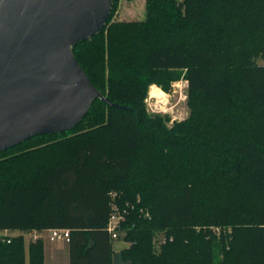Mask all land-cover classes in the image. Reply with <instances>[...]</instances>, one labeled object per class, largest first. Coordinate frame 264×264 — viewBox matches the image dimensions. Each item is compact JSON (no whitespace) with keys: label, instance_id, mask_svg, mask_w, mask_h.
Returning a JSON list of instances; mask_svg holds the SVG:
<instances>
[{"label":"trees","instance_id":"trees-1","mask_svg":"<svg viewBox=\"0 0 264 264\" xmlns=\"http://www.w3.org/2000/svg\"><path fill=\"white\" fill-rule=\"evenodd\" d=\"M118 3L74 53L127 109L97 99L75 130L0 152V264H45L24 233L51 229L71 230L72 264H264V0H146L141 21L113 20ZM183 77L169 129L145 99Z\"/></svg>","mask_w":264,"mask_h":264},{"label":"water","instance_id":"water-1","mask_svg":"<svg viewBox=\"0 0 264 264\" xmlns=\"http://www.w3.org/2000/svg\"><path fill=\"white\" fill-rule=\"evenodd\" d=\"M114 0H0V152L75 130L99 91L74 53L101 34Z\"/></svg>","mask_w":264,"mask_h":264},{"label":"rangeland","instance_id":"rangeland-1","mask_svg":"<svg viewBox=\"0 0 264 264\" xmlns=\"http://www.w3.org/2000/svg\"><path fill=\"white\" fill-rule=\"evenodd\" d=\"M145 17L146 0H119L118 8L115 12L113 20L141 21L144 20ZM259 62L263 64L264 58L260 59ZM158 95L163 96H161L162 98L157 99V97H160ZM164 97L166 100L163 99ZM145 104L147 112L150 115L164 116L166 120V126L171 129L175 123L182 122L189 117L190 109L188 107V81L184 77L173 81V83H171V89L168 91L164 90L160 85L151 84L148 89V95L145 99ZM214 232H217V230L215 229ZM10 234H16V232H11ZM24 236L27 247L34 238L43 240V243L44 239H50V233H46L44 236H38L35 232H29L24 233ZM162 239L163 234H159L157 240L162 241ZM50 241L52 240L50 239ZM46 244H48V241H46Z\"/></svg>","mask_w":264,"mask_h":264},{"label":"crops","instance_id":"crops-1","mask_svg":"<svg viewBox=\"0 0 264 264\" xmlns=\"http://www.w3.org/2000/svg\"><path fill=\"white\" fill-rule=\"evenodd\" d=\"M11 232H16L12 236H17L22 234L20 231H5L3 234L11 235ZM38 236H44L49 233V230L42 232L34 231ZM36 236V235H35ZM34 240V239H33ZM48 241V244H46ZM129 244L123 240H118L113 242V251L120 252L121 250L128 248ZM45 248V264H72L70 246L68 242H52L50 239H44Z\"/></svg>","mask_w":264,"mask_h":264},{"label":"built area","instance_id":"built-area-1","mask_svg":"<svg viewBox=\"0 0 264 264\" xmlns=\"http://www.w3.org/2000/svg\"><path fill=\"white\" fill-rule=\"evenodd\" d=\"M160 97H157V99L162 98L163 95H158ZM166 100V98H163ZM128 213V209L120 210V208L114 204L113 206V213L110 216V221L108 224L107 230L112 236V239L117 240L119 238L120 230H121V223L125 221L126 214ZM217 230V229H216ZM219 229L217 230V232ZM50 233V239L52 241H63V242H69L71 237V230L70 229H51L49 230ZM37 238H34L36 240ZM10 242V240H8Z\"/></svg>","mask_w":264,"mask_h":264}]
</instances>
